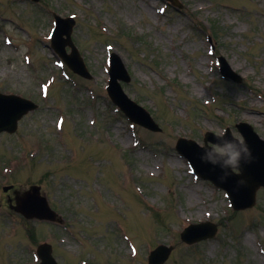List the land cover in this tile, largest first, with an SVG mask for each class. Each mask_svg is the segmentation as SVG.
Returning <instances> with one entry per match:
<instances>
[{
    "label": "rangeland",
    "instance_id": "1",
    "mask_svg": "<svg viewBox=\"0 0 264 264\" xmlns=\"http://www.w3.org/2000/svg\"><path fill=\"white\" fill-rule=\"evenodd\" d=\"M178 1L177 8L162 0H0V91L39 104L14 134H0V264H34L44 241L60 264H146L154 243L174 246L164 264H264V188L252 207L233 211L222 190L192 179L174 149L178 137L203 145L205 131L222 134L225 127L241 139L239 121L264 139V0ZM51 13L74 16L72 38L91 79L65 69L66 79L54 66L46 46ZM110 51L131 75L124 91L159 132L132 127L109 101ZM218 55L238 84L221 78ZM51 77L43 98L39 84ZM5 184H39L63 225L14 213ZM201 220L217 224L214 237L180 241L176 233Z\"/></svg>",
    "mask_w": 264,
    "mask_h": 264
},
{
    "label": "water",
    "instance_id": "2",
    "mask_svg": "<svg viewBox=\"0 0 264 264\" xmlns=\"http://www.w3.org/2000/svg\"><path fill=\"white\" fill-rule=\"evenodd\" d=\"M62 33H64V31H61L58 35H61ZM67 35H69V32H67ZM67 43L71 45L69 38H67ZM111 75L112 87L110 88V92L113 100L126 110L129 116L133 119H136L148 127H152V124L146 115L141 113V110L135 107L121 94L115 79L118 77L127 79V77L122 73V67L116 61H114ZM28 109H30V104L28 102H23L17 98H13L12 101H9L0 95V130H14L16 120ZM251 136V134L245 135L247 142H249V139L252 142L256 141ZM217 143L227 150L228 153L226 155L220 157L215 155L210 149H198L190 141H179L177 149L189 159L199 175L211 179L215 184L225 188L229 192L235 209H242L251 206L254 202L255 190L258 186L264 185V174L261 173L264 172V165L262 163V161H264V151L261 153L257 151L259 156L256 157L257 160L250 165L242 166L240 164L239 169L241 172L234 177L230 173V169H224L221 165L225 164L230 153L233 152L230 147L233 148L238 145L229 144L228 142ZM201 157H204L205 159L202 160ZM213 162H215V164ZM249 176L252 177L251 182L246 181ZM15 199L16 206L14 209L20 211L26 217L53 218V214L47 208L44 200L38 197L37 187H31L28 191L17 193ZM193 228L194 226H191L182 234V239L187 243L197 241L206 236H211L215 231V227H211L208 232L197 235L192 233ZM168 250L169 249L167 248H157L152 252L149 264H161L167 257ZM38 252L42 258L40 264H55L51 257L50 247L48 245L41 246L38 249Z\"/></svg>",
    "mask_w": 264,
    "mask_h": 264
},
{
    "label": "clouds",
    "instance_id": "3",
    "mask_svg": "<svg viewBox=\"0 0 264 264\" xmlns=\"http://www.w3.org/2000/svg\"><path fill=\"white\" fill-rule=\"evenodd\" d=\"M223 135H226V133H222ZM229 144H238L242 147L243 153L245 155H250V152L247 148L246 143L241 139L239 141H228ZM202 160H204V157H201ZM241 160V153L239 151H233L230 153L228 159L225 161L224 165H221L224 169H238L240 165ZM215 164V162H213Z\"/></svg>",
    "mask_w": 264,
    "mask_h": 264
},
{
    "label": "bare ground",
    "instance_id": "4",
    "mask_svg": "<svg viewBox=\"0 0 264 264\" xmlns=\"http://www.w3.org/2000/svg\"><path fill=\"white\" fill-rule=\"evenodd\" d=\"M254 102H255V99H250L249 102H246V103H248L247 106L254 107V104H253ZM246 116H248V118L250 120L256 121V118L254 116H252V115H246ZM189 196H190V198H194V195H192V194H190Z\"/></svg>",
    "mask_w": 264,
    "mask_h": 264
}]
</instances>
